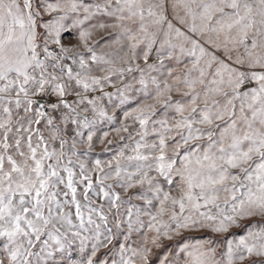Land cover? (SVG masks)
<instances>
[{
    "label": "snow or ice",
    "instance_id": "6c2138e0",
    "mask_svg": "<svg viewBox=\"0 0 264 264\" xmlns=\"http://www.w3.org/2000/svg\"><path fill=\"white\" fill-rule=\"evenodd\" d=\"M0 264H264V0H0Z\"/></svg>",
    "mask_w": 264,
    "mask_h": 264
},
{
    "label": "rangeland",
    "instance_id": "374dc122",
    "mask_svg": "<svg viewBox=\"0 0 264 264\" xmlns=\"http://www.w3.org/2000/svg\"><path fill=\"white\" fill-rule=\"evenodd\" d=\"M106 35H107V32H101V33H98L95 38L96 39H103ZM112 50L114 51L115 49H112ZM109 90H111V89H109ZM101 150H102V148L100 146H98L97 149H96L97 152H99ZM256 219H258V218H256ZM256 219L245 220V221H242L241 223H242V225H250L252 223H255L256 222ZM242 230H243L242 227L241 228H233L232 229V232H237L238 233V232H241ZM232 232H230L228 235H231ZM192 235H211V234L210 233H193ZM214 238L217 239V240H223V239H225L224 236H216Z\"/></svg>",
    "mask_w": 264,
    "mask_h": 264
}]
</instances>
